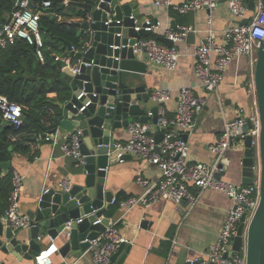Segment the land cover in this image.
I'll list each match as a JSON object with an SVG mask.
<instances>
[{
	"label": "built area",
	"instance_id": "1",
	"mask_svg": "<svg viewBox=\"0 0 264 264\" xmlns=\"http://www.w3.org/2000/svg\"><path fill=\"white\" fill-rule=\"evenodd\" d=\"M221 1L189 0L178 5L173 0H156L155 5L173 7L180 14L208 11V23L211 25V12L217 8ZM250 1L254 2L253 12L249 8ZM71 2L72 0H61L64 6ZM227 5L229 13L236 22L225 29L224 43L217 44L216 33L210 29L205 43L196 48L194 52L197 60L195 74L199 81L198 86L209 93H216L234 60L237 57H245L251 68V79L247 83L248 96L253 99L254 103L249 113L245 109L239 108L236 118L226 121L225 130L217 143L208 147L209 152L215 157V162L205 164L192 163L191 161L190 145L184 136L193 132L196 127V118L206 106V99L196 96L195 89L191 87L181 89L180 101L173 117L167 116L166 108L167 102L171 99L170 92L166 90L152 91L151 97L158 103L157 124L135 121L127 127L130 135L127 142L117 141L111 144V151L119 162H124V159L130 155L146 163L157 165L162 171L161 179L155 185L141 177L138 178V183L146 189L143 195L129 199L114 197L111 205L117 206L120 210L130 211L139 205L148 208L156 202L170 200L178 205L185 201V209L190 213L197 207L201 194L206 190L223 193L231 199L232 207L222 225L216 243L203 257L190 259V264H247L245 245L239 253L231 257L232 244L238 236L242 218L246 215L247 226L260 202V119L255 99L254 68L257 61V50L261 42L264 41V9L262 0H227ZM52 6L51 0H44L41 3H33L31 0H16L15 9L9 18L5 22L0 20V52L9 45H13L18 39H23L36 48L39 61L42 64L45 63V56L41 50L44 42L40 30V20L44 11L49 10ZM130 19L134 21V28L137 32L144 29L151 33V36L134 40L132 46L130 44L120 45L114 49L131 47L135 55H145L150 64L175 70L181 57L179 45L186 42L189 34L196 32V29L190 26L172 28L151 19L140 21L134 14L130 15ZM245 20L248 23L243 25L242 22ZM160 31L173 43L172 47L158 41L156 35ZM118 36L121 37L122 34L120 33ZM130 41L132 39H129ZM87 48L88 45H85L80 51L85 52ZM74 50L76 49L74 48ZM54 59L57 62H65L66 68L70 69L74 75L78 73L79 64L73 62L69 55H54ZM81 97L82 95L78 99ZM84 109L85 107H82L80 112ZM0 112L2 122L8 123L16 130L23 126L24 107L11 102L1 94ZM149 116L153 115L149 113ZM249 124L251 127L246 133L245 129ZM160 129H165L164 137L157 143L156 136L160 133ZM80 135V131L66 135L62 145L63 153L74 158L77 167L85 165L80 150ZM247 136L252 137L255 158L252 185H237L218 178L217 175L224 172L221 159L225 153L234 147H244ZM25 137L27 138L29 135H12L10 139L12 142H16ZM45 139L49 140V137ZM34 146L30 143L31 151H34ZM72 186V178L67 177L58 184L57 189L69 191ZM192 188H195L197 192L193 193ZM24 189L23 176L14 171L12 190L8 199L9 205L4 215L0 217V221L3 223L9 221L14 230H28L33 225L29 216L20 210V198ZM101 222L100 218L94 224ZM245 233L246 227L244 237ZM124 242L118 223L110 218L105 232L90 241L89 252L92 260L95 264H109L113 254ZM57 252L58 248L55 245L43 249L35 257L34 264H55L53 256Z\"/></svg>",
	"mask_w": 264,
	"mask_h": 264
},
{
	"label": "crops",
	"instance_id": "2",
	"mask_svg": "<svg viewBox=\"0 0 264 264\" xmlns=\"http://www.w3.org/2000/svg\"><path fill=\"white\" fill-rule=\"evenodd\" d=\"M94 0H72L77 3H90ZM156 0H120L121 6L129 5L137 19L144 21L151 19L160 21L164 26L172 28L177 26H190L196 32L189 34L186 42L179 45L181 57L175 70L150 64L145 55L138 59L147 65V72L143 75L144 83L150 92L166 90L171 94L167 102V116L173 117L176 113L180 91L184 87L195 89V95L206 99V106L196 118V127L190 134H185V139L190 145L192 163L200 162L212 164L215 157L209 152L208 147L217 143L225 130L226 121L237 116V110L243 108L249 113L253 106V99L248 96V81L251 79L250 63L245 57H237L231 65L224 81L216 93H209L201 89L196 78L195 67L196 48L204 44L209 30L216 33L217 44L224 43V31L233 25L236 20L229 13L227 2L223 7H218L211 12L212 24L208 23V11L180 14L173 7L156 6ZM189 0H173L175 4H183ZM86 12L79 7L62 5L53 16L58 21L69 23H82L85 21ZM4 20L9 14H4ZM79 30V34H80ZM81 35V34H80ZM154 36V35H152ZM156 37H164L160 31ZM69 50V49H68ZM70 53L68 52L67 55ZM72 91L68 90L66 100ZM56 95H51L55 97ZM65 100V101H66ZM60 102L55 105L59 107ZM51 109L53 119L60 114L57 109ZM147 109V115H149ZM52 120V119H51ZM153 123V122H150ZM53 121H48L46 126L50 131L55 127ZM58 128V126H56ZM54 128V129H56ZM72 132L58 130L56 135L50 134L53 142H42L44 131L28 133L33 138L34 151L28 155L15 153L7 169L19 172L24 179V192L20 198L22 213L34 208L37 198L49 189H57L58 184L65 178H72L73 184L84 181L82 168L77 167L74 158L66 156L62 151L65 136ZM130 138L127 128L113 131L112 143L117 141L127 142ZM244 147H234L228 150L224 159L226 171L223 179L237 185L243 184ZM162 171L157 165L146 163L134 156L110 166L107 170L105 190L113 193L119 199L138 197L146 189L138 183V178L148 180L155 185L161 179ZM193 193L196 189L192 188ZM232 207V201L225 194L206 190L201 194L197 207L190 213L174 201L166 200L152 204L145 208L141 205L130 211L120 210L111 205L105 216L118 223V227L128 252L122 264H190L189 260L203 257L216 243L222 225ZM145 221V225L143 224ZM44 248L55 245L58 252L53 256L55 264H94L89 254H79L77 257L64 258L60 254L61 243L45 239ZM118 259V258H117ZM34 264L23 260L18 262L10 254L0 252V264Z\"/></svg>",
	"mask_w": 264,
	"mask_h": 264
},
{
	"label": "water",
	"instance_id": "3",
	"mask_svg": "<svg viewBox=\"0 0 264 264\" xmlns=\"http://www.w3.org/2000/svg\"><path fill=\"white\" fill-rule=\"evenodd\" d=\"M98 2L68 4L86 12L84 22L73 24L85 35L88 48L81 52L68 44L69 56L79 64V71L74 75L66 68L65 62H59L64 68L62 76L69 83L72 94L59 104L60 114L56 117L58 128L50 131L44 127L41 141L52 143L50 134L56 135L59 129L72 133L80 131V150L85 165L78 168L83 170L84 181L73 184L69 191L49 189L40 195L34 208L27 212L33 223L28 230H14L9 221H0V252L11 254L18 262L25 260L34 263L35 257L44 248L45 239L60 242V254L66 259L81 253L91 256L90 241L105 232L110 222L105 213L114 195L105 190V182L108 168L119 163L111 151L113 131L127 128L135 121L158 122V103L152 99L150 89L143 80L147 72L146 63L138 59L131 47L114 49L120 45L132 46L134 40L150 37L151 33L144 29L139 32L135 30L129 5L121 6L120 0ZM226 2L222 0L218 7H223ZM262 5L264 9V0ZM249 8L251 12L254 11L253 1L249 2ZM247 23V20L242 22L243 25ZM120 33L121 37L118 36ZM129 39L132 41L129 42ZM157 39L168 47L173 46L166 37ZM254 84L260 119V202L247 226L246 215L242 218L238 236L232 244L231 257L245 245L247 264H264V41L257 50ZM80 95L82 97L78 99ZM82 107L85 109L80 112ZM147 109L153 116L147 115ZM250 127L251 124L245 129L246 133ZM164 132L165 129H160L156 136L157 143L163 139ZM47 137L49 140L45 139ZM127 158L132 156H127L124 161ZM221 162L224 168L223 158ZM254 163L252 137L247 136L242 160L243 185H252ZM225 173L224 169L217 177L223 178ZM180 207L186 208V202L180 203ZM100 218L102 222L94 224ZM123 251L124 254L128 252L125 242L113 254L109 264H122L125 255L119 257Z\"/></svg>",
	"mask_w": 264,
	"mask_h": 264
},
{
	"label": "trees",
	"instance_id": "4",
	"mask_svg": "<svg viewBox=\"0 0 264 264\" xmlns=\"http://www.w3.org/2000/svg\"><path fill=\"white\" fill-rule=\"evenodd\" d=\"M31 1L41 3L44 0ZM51 1L53 6L44 11L40 20L44 42L41 50L45 63L39 61L36 48L23 39H18L0 52V94L24 107V124L18 130L2 122L0 112V217L8 208L12 190L13 171L7 169V166L15 153L28 155L31 150L30 143L33 141L30 136L16 142H12L10 138L12 135L39 133L47 127L48 121H53L56 128L58 115L53 119L50 108L60 112L55 103L65 102L70 87L62 76V68L55 61L54 55H67L68 44L78 51L85 45V35H80L79 29L73 23L58 21L53 16L62 7L61 0ZM15 2L16 0H0L2 22L6 21L2 18L4 14L10 16L14 11Z\"/></svg>",
	"mask_w": 264,
	"mask_h": 264
}]
</instances>
